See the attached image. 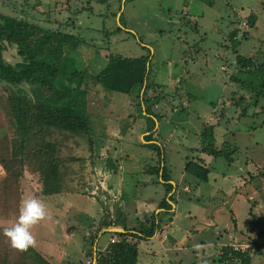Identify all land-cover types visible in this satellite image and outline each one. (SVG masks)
Returning <instances> with one entry per match:
<instances>
[{"label":"rangeland","instance_id":"obj_1","mask_svg":"<svg viewBox=\"0 0 264 264\" xmlns=\"http://www.w3.org/2000/svg\"><path fill=\"white\" fill-rule=\"evenodd\" d=\"M0 11L59 29L86 44L83 54L77 51L79 58L67 59L69 69L97 74L109 62L106 54L149 56L144 101L140 86L131 93L106 90L108 125L120 134L114 140L118 174L123 176L120 223L141 229L150 219L152 201L163 200L165 183H172L162 179L163 170L179 186L173 196L177 212L160 216L161 226L173 218L169 239L142 237L138 264H221L219 241L211 229L217 236L221 231V240L227 241L243 232L253 242L250 264H264V75L240 70L237 63L243 56L264 64V0H0ZM251 16L257 19L254 27ZM234 29L239 33L231 39ZM4 57L19 60L16 46H9ZM87 73L85 79L92 83ZM89 82L85 87L90 89ZM18 88L0 81V137L18 135L11 102L13 95L22 94ZM22 88L30 100L43 99L30 85ZM143 102L157 117L144 113ZM205 127H212L215 135L204 137ZM150 135L153 141L148 142ZM45 136L59 147L64 190L43 202L48 215L30 231L36 249L52 264H80L93 246L102 248L113 235L99 232L111 217L110 201L92 194L78 179L82 171L68 170L66 163L77 155L65 146L76 144L77 154L85 153L96 136L52 128L45 129ZM212 141L225 156L200 151ZM201 157L211 172L208 181L186 171L188 161ZM224 174L230 178L224 181ZM5 175L0 162V181ZM40 182L39 175L27 172L21 181L22 200H44ZM164 201L173 207L168 197ZM16 219L9 205H1L0 226Z\"/></svg>","mask_w":264,"mask_h":264},{"label":"trees","instance_id":"obj_2","mask_svg":"<svg viewBox=\"0 0 264 264\" xmlns=\"http://www.w3.org/2000/svg\"><path fill=\"white\" fill-rule=\"evenodd\" d=\"M251 17L250 25L254 27L257 19ZM238 31L239 29L232 31L231 39L237 38ZM79 43V39L69 33L43 30L26 20L0 13V80L13 85L37 84L43 91V99L37 102L30 100L27 94H23V90H19L23 95H13L12 112L18 135L15 138L0 137V162L6 172L0 181V207L4 204L9 205L17 217L23 196L21 181L27 172L39 175L42 194L45 196L57 195L64 190L62 160L58 156L56 144L47 140L45 129L53 127L92 136L90 121L84 111L85 102L74 100L72 96V91L76 90L87 96L88 89L85 84L90 79L87 81L86 75H81L74 69L70 70V65H66L67 59L72 58L71 52L76 51ZM11 45L18 48V55L22 61L12 64L4 58V52ZM108 61L107 66L96 77L91 78L92 83H89L92 86L101 84L106 90L121 93H131L138 86L145 87L142 95L144 101L149 87V56L127 57L111 54ZM237 63L240 70L264 75L262 68L264 64L257 65L252 58L240 56ZM64 78L67 83L61 80ZM263 86L264 78L261 81V87ZM202 135L213 137L215 134L212 127H205ZM214 146L212 141L200 151L215 157L225 156ZM158 154L160 157L163 155L160 151ZM163 158L165 159L164 155ZM203 163L202 158L199 162L188 161L186 171L201 181H208L210 169ZM162 179L169 180L164 170ZM165 184L169 192L172 185L167 182ZM109 226L111 224H106V227ZM3 227L0 226V264H52L34 246L28 247L25 251L13 248L10 240L3 235ZM147 229V235L154 234L155 220ZM113 234L119 238L115 242H110L100 252L98 264H138L139 234L124 232ZM129 236L139 239L131 242L127 240ZM91 244L94 245V242ZM250 263V251L243 253L240 264Z\"/></svg>","mask_w":264,"mask_h":264},{"label":"crops","instance_id":"obj_3","mask_svg":"<svg viewBox=\"0 0 264 264\" xmlns=\"http://www.w3.org/2000/svg\"><path fill=\"white\" fill-rule=\"evenodd\" d=\"M86 48H89V47H87L86 44L84 46V44L80 42L76 51L71 52V57H74L76 59L79 58V57H77V55H78L77 51H79L81 54H83V52H84V50H86ZM74 52H76V53H74ZM109 55L110 54H106L107 58L109 57ZM17 62H19V60H17L14 63L13 62H10V63L15 64ZM73 64H74V61L72 63V66H73ZM103 69H101V71ZM70 70H73V69H70ZM74 70H76V69H74ZM78 72L84 76L87 73L85 70H82V69L80 71L78 70ZM100 72H98L97 74L87 73V76L90 78H93V77H96ZM61 80H63V83H67L66 78L61 79ZM1 82L7 83L5 81H1ZM8 84H10V83H8ZM22 84L30 85L31 89H32L31 92H35V93L36 92H39V93L43 92L41 87L37 84H32V83H22ZM22 84H19L16 86H18L20 88ZM11 85H13V84H11ZM75 86H76V84L74 83V87ZM174 86L177 87L175 84H174ZM19 88H18V91H19ZM87 89H88V95L87 96L81 95L80 90L72 91V96H73L74 100H80V101L85 102L84 111H85V113H86V115L90 121L92 137L94 135V136H96V139L94 137L93 148H91V150H90L89 149L90 145H88L89 151H87L85 153L77 154L79 152V148L76 144L75 145L72 144V146H71V143H69L67 146H65V148H67V149H68V147H69V149L73 148L74 153L77 155L76 158H74L72 160L73 162L66 163V166H69L68 170L71 173L73 172V169L78 170V172L82 171L84 173V175L82 177L78 176V179H80V180L82 179L81 182L83 184L87 183V186H89L93 195L98 196V197H102L106 201H108V200L110 201L111 217L108 219H104V224L99 226V232L102 231V233H103L108 228L115 226V227L123 228L124 230H126V232H124V233L139 234L138 236H140V239L142 237L150 238L151 240H153V239L154 240L155 239H161V240L169 239L170 234L168 233V227H169V225H173V218H169L168 220L165 221L164 225L161 226L162 219H160V216L162 213H166V214L174 213L175 214L177 212L178 207H177V203H175V201L173 199V196H174V192L176 193L179 186H178L177 181L175 179H173L172 177H169V180L174 184V188H171V190L169 192L166 189L167 191H166V196L164 199H166V197H168V199L172 202L173 207H170L168 204L163 203L164 199L163 200L161 198L160 199H154V201H152L153 205H152L151 209L149 210V212L151 213L150 219H147L146 221H144V225H141V229H138L137 227H134L133 225L128 226L127 225L128 221H126V220H125L126 223L124 221H123V223H120L121 216L119 214L117 215V212H119L122 208L121 199L124 196V192H123L124 190H122L121 185L123 184V176L118 174L120 165L118 164V159L116 158V154H115L116 153L115 152L116 147L114 146V140L116 138L118 139L117 136H120V134L117 133L118 131H116L114 129L112 124H111V126L108 125L109 124V118L105 112L107 111L106 108L109 107L110 98H109V94H107L106 89L101 84H97L95 86H92L90 89L89 88H87ZM142 89H143V91L141 94H143L145 87ZM21 90H23V92L25 91L23 88ZM142 99H143V97H142ZM143 107H144V113L148 117H157L154 112L148 110V108L144 102H143ZM160 114H162V113H160ZM157 122H158V120H157ZM150 126H151V124H150ZM150 126L148 129L149 131L152 129V127H150ZM52 129L67 132V133H70L73 135H78L76 133H73L71 131L64 130V129H58V128H53V127H52ZM149 137L150 138L148 139V142L153 141V138H151V135ZM59 157H61V156H59ZM159 157H160V155H159ZM62 164H63V162H62ZM71 164H73V166ZM62 171H63V165H62ZM210 176H211V172L208 175V179L210 178ZM223 178L225 181L226 178H230V177H228L227 175L224 174ZM172 183H170V184H172ZM185 188H187L188 191L190 190V187H188L187 185L185 186ZM54 196H56V195H53V196L43 195L44 200H42L41 202L43 203V202H46L49 200L51 202L55 199ZM22 197H24V196H22ZM59 205H60V203H59ZM146 207H148V206H146ZM121 211H123V210H121ZM143 211L147 212L148 209H145ZM165 216L167 217L168 215H165ZM153 220H155L156 230H155L153 235L149 236L146 234L147 230H148L147 228L150 227V224ZM106 224H111V226L106 227ZM142 228H143V230H142ZM211 230H212L213 238H217V240L219 241V244H217V245L219 247L218 250H220V252H221L220 258H219L221 264H240L242 254L245 252H248V251H250V254L252 256L253 242L248 241L247 237H245L243 232L241 233L242 235L240 234L241 236L230 235L229 238H231L232 240L227 241L225 238H223V240H221L220 235H223L221 231H220V235L217 236L216 229H211ZM115 237L117 239L119 238L116 234H113L111 236L110 240L102 248H99L96 245L94 247L92 245L93 247L91 248L90 252L93 253L96 248H98L100 251H103L107 247V245L111 242V239L115 238ZM128 238L131 242H136L137 239H139V237L135 238L133 236H129ZM202 246H205V244L203 243ZM212 260L215 261V258H212Z\"/></svg>","mask_w":264,"mask_h":264},{"label":"clouds","instance_id":"obj_4","mask_svg":"<svg viewBox=\"0 0 264 264\" xmlns=\"http://www.w3.org/2000/svg\"><path fill=\"white\" fill-rule=\"evenodd\" d=\"M47 215V210L40 200L25 199L21 203L16 221L10 226L3 227V235L10 240L13 248L25 251L36 244V238L30 229Z\"/></svg>","mask_w":264,"mask_h":264},{"label":"built area","instance_id":"obj_5","mask_svg":"<svg viewBox=\"0 0 264 264\" xmlns=\"http://www.w3.org/2000/svg\"><path fill=\"white\" fill-rule=\"evenodd\" d=\"M244 24L245 27L247 28L249 27V22L246 21L244 22ZM116 240H117L116 237L112 238L111 242H115ZM127 240L130 241L129 238ZM100 252L101 251L98 248H96L95 251L93 253L91 252V254L88 255L84 261L80 262V264H98Z\"/></svg>","mask_w":264,"mask_h":264},{"label":"flooded vegetation","instance_id":"obj_6","mask_svg":"<svg viewBox=\"0 0 264 264\" xmlns=\"http://www.w3.org/2000/svg\"><path fill=\"white\" fill-rule=\"evenodd\" d=\"M68 11H70V12H72V10H68ZM66 12H67V10H66ZM70 12L68 13V14H70ZM0 13H2V14H5V13H3V12H1L0 11ZM75 13H76V11H75ZM5 15H8V16H11V17H14V18H17V19H19V20H26V21H28L29 23H31V24H34V25H38L39 27H41L43 30H54V29H51V28H44L43 26H40L39 24H37V23H34V22H30L29 20H27V19H25V18H22V17H18V16H14V15H9V14H5ZM77 15V14H76ZM75 23H76V21H75ZM55 31H60L59 29H57V30H55ZM62 32V31H61ZM64 33H66V32H64ZM74 41H75V39H74ZM17 48V47H16ZM17 54H18V48H17ZM19 56V55H18ZM20 57V59H19V61H22V58H21V56H19Z\"/></svg>","mask_w":264,"mask_h":264},{"label":"water","instance_id":"obj_7","mask_svg":"<svg viewBox=\"0 0 264 264\" xmlns=\"http://www.w3.org/2000/svg\"><path fill=\"white\" fill-rule=\"evenodd\" d=\"M105 232H113V233H116V232H126V230H124L123 228H119V227H115L114 226V227L108 228L107 230H105Z\"/></svg>","mask_w":264,"mask_h":264}]
</instances>
